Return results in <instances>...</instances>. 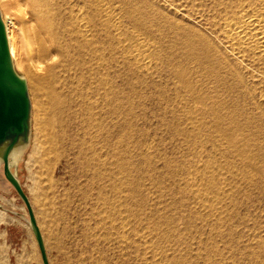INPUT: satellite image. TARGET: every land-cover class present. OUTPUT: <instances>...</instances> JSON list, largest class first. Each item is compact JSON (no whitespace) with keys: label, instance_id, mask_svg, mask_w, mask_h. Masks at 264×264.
<instances>
[{"label":"rangeland","instance_id":"1","mask_svg":"<svg viewBox=\"0 0 264 264\" xmlns=\"http://www.w3.org/2000/svg\"><path fill=\"white\" fill-rule=\"evenodd\" d=\"M148 1L152 3L151 8L137 5L135 10L139 16L148 13L154 17L150 18L154 21L148 19L149 23H145L151 29L143 26L148 31L149 36L146 29L143 30L148 37L153 35L159 42L160 38H172V35L181 38L187 36L188 32L199 30L192 20L195 16L191 18L188 13L191 11L188 0ZM210 1L206 0L209 4H204L209 7L213 0ZM12 2L13 6L14 3L19 5L14 10L6 4L0 5V11L3 13L4 9L9 14H17L18 22L24 21L27 18L23 13L27 11L24 10V1ZM178 5H182V11ZM202 12L201 22L205 23L203 19L207 18L209 11L205 9ZM171 19L179 22L172 24ZM124 22L128 31L136 30L127 15ZM181 22L186 23V27H182ZM169 27L172 30L176 28L171 36ZM184 28L190 29L185 31ZM24 32L27 36L26 29ZM12 62L16 72L26 79L31 103L29 143L12 169L24 192L29 195L41 224L49 264H138L120 238L121 232L132 229L134 225L185 234L184 241H189L193 253L197 251L196 243L201 240L206 253L210 255L208 258L205 254L201 260L205 259L209 264H260L254 261L252 252L260 237L264 240V232H260L261 228L264 230V190L263 182L259 181L261 172L264 180V162L258 157L256 161L262 162L261 167H247L227 142V138L241 135L243 140L248 138L253 153L259 149L257 141L260 138L264 143V100L258 98V85L252 96L243 94L241 88L223 92L226 101L234 106L231 115L216 123L226 136L211 129L209 124L212 120L203 117L208 125L197 138L196 144H203L201 149L192 145L195 136L191 137L189 132L179 134L181 129H187L185 116L176 109L177 101L181 100L188 109L193 103L167 66H162L155 73L157 77L150 75L153 80L143 77L138 83L135 78L130 79L135 76L127 69L112 66L109 75L108 71L106 75L113 91L119 93V104L110 103L108 92L96 84L95 77L100 76L98 73L86 66L82 68L85 69L82 77L72 71L64 89L67 106L60 113L58 109L57 112L50 108L48 99L28 81L26 68L16 66L13 59ZM240 67L244 80H251L250 74H255L244 65L243 70L242 64ZM129 82L150 84L151 87L142 90L141 96L132 98V108L124 107L121 103L129 91ZM118 105L128 113L114 112ZM40 110L46 114L45 129L36 118ZM231 123L240 125L239 133ZM208 128L209 133L206 132ZM196 161L211 166L222 164L223 168H227V189L231 188L234 192L233 195L230 193L231 198L228 199L229 206L232 204L231 210L225 213L222 224L221 220L218 223L201 220L197 202L194 203L189 190L184 191V188L182 191L180 188L187 178L189 162ZM256 169L261 172L257 173ZM236 171L240 175H236ZM228 172L230 177L227 176ZM218 181V186H221L223 177ZM34 189L42 194L38 200L28 193ZM193 210L198 211V215ZM26 218L24 204L0 172V264H41ZM125 222L130 223L129 227L126 225L123 228L122 223ZM218 233L220 235H216Z\"/></svg>","mask_w":264,"mask_h":264},{"label":"bare ground","instance_id":"2","mask_svg":"<svg viewBox=\"0 0 264 264\" xmlns=\"http://www.w3.org/2000/svg\"><path fill=\"white\" fill-rule=\"evenodd\" d=\"M23 1L24 10L27 9V11H22L24 16L27 15L24 21L18 22L17 14H9L4 9L3 13L0 11L5 26L11 61L13 59L16 66L26 68L28 81L33 84L37 92L48 99L49 107L58 109L60 113L67 106L64 89L67 86V79L69 80V73L76 71L82 77L85 73V69H82L85 68L84 66L100 75L95 77L96 84L99 85V88L103 87L108 92L107 97L110 99V103L117 102L118 104L119 93L117 90L113 91L111 82L106 75L107 71L109 75L112 66L122 67L127 69L128 72L130 71L135 76L130 79L135 78L137 83L143 77L152 79L153 76L151 78L150 75L157 74L162 66L169 67L178 79L180 86L187 92L186 94L191 99L190 102L193 103V106L188 109L181 100L177 101L176 109L183 117L185 116L187 129L186 131L181 129L179 134L185 132L188 134L189 132L191 137L195 136L196 140H193L192 145L194 144L201 149L203 144L197 145V138L208 125L204 122L203 117L206 116L212 120V123L209 124L211 129L216 130L220 135L226 136L223 129L216 124L231 115L234 108L223 96L224 91L241 88L243 94L246 96L251 94L252 96L255 86L258 85L260 87L258 98L262 97L264 100V0H211L212 2L208 0L211 2L209 7L204 4L206 0H195V2L191 0L193 3L188 0L191 3V5L189 4L191 11L189 10L188 13L191 18L195 16L192 20L199 30L188 32L187 36L181 38L180 36L177 37L178 33L177 38H174L172 31L176 28L172 30L169 27L172 38H160L159 42L157 38L155 40L153 35L154 38L152 36L148 37L147 29L149 25L145 26L148 19L151 22L152 19L150 18H154L153 15L151 17L150 14L146 13V16H139L135 13L137 5L151 8L150 4L152 3L148 0ZM4 4L13 10L14 7L16 8L19 5V3H14L13 6L12 0H0V5ZM178 7L180 9L182 5H178ZM205 9H208L209 13L206 16L207 18L203 19L205 20L204 23L201 20L202 11ZM180 10L182 11V9ZM204 13L206 14L205 11ZM126 15L131 18V24L136 29L135 31H128L125 28L124 19ZM178 22L176 20L173 22L171 19L172 24ZM153 25L152 27H154ZM182 27H186V23ZM149 28L151 29V27ZM25 29L28 32L27 36L24 32ZM155 29L157 30L156 27ZM184 29L181 30L184 31ZM186 29L185 31H188L190 28ZM143 30L147 31L148 36ZM207 30H209L208 33ZM207 34H210V36ZM174 47L178 52H174ZM29 55H32L31 59ZM241 64L243 70L244 65L255 74H250L251 80H244L240 69ZM92 74H90V77L93 76ZM156 74L155 77H157ZM145 81L148 83V80ZM128 87L129 91L125 99L123 97L124 100L121 101L123 106L128 108L134 106L133 97L141 96L142 90L151 88L150 84L137 85L134 82H129ZM145 97L147 98V96ZM241 99H243L242 96ZM113 110L123 115L128 113L122 111L119 105L115 106ZM130 115H133V111ZM45 116V112L43 113L41 110L36 116L44 129L46 127ZM230 125L234 126L237 133L240 132V125L236 123ZM131 127L133 128V126ZM172 128L174 129V125ZM226 128L228 129L227 125ZM176 131L178 132V129ZM206 132L209 133V128L206 129ZM187 136L189 137V135ZM242 137L237 134V136L227 138L229 148H233L234 153L241 158L240 160L247 167H261L260 164L264 162V143L261 142V138L257 141L259 143L258 151L253 153L250 150L248 138L243 140ZM258 157L262 158V162L256 161ZM15 159L17 161L21 159L20 155H16ZM189 165V170L186 173L187 178L184 184L182 183L184 187L181 186L180 188L182 191L184 188V191L189 190L194 200L191 197L188 198H191L194 203L197 202L199 213L202 216H199V218H202L201 220L206 222L217 221L216 223L221 220L222 224L225 213L231 210L232 204L229 206L228 199L231 198L229 197L230 193L233 195L234 192L231 191V188L227 189L229 186L228 181L226 182L228 179L225 177L227 168H223L222 164H220L221 166H211V164L201 161L189 162ZM256 171L257 173L261 172L259 169H256ZM236 175L240 174L237 173ZM227 176L230 177V174ZM220 177H223L224 182L221 186H218L217 183ZM259 181L260 183L263 182L262 189L264 190L262 172ZM135 192L137 191L135 190ZM123 198L125 199V197ZM127 209L126 207V211H128ZM196 210H193V212L197 214L198 211L196 212ZM125 223H122L123 228L126 225L129 227L130 223ZM136 223L138 222L136 221ZM260 232H264V230L261 228ZM184 235L174 234V232H161L156 228L144 229L134 225L132 229L121 232L120 238L138 264H209L205 259L201 260L205 254L206 257L210 258V255L206 253L207 250L202 246V241L199 240L196 243L197 251L193 253L190 244H188L189 241H184ZM261 238L258 240L254 252H252V258L257 263L264 264V240ZM185 240L187 239L185 238ZM180 250L181 252H179Z\"/></svg>","mask_w":264,"mask_h":264},{"label":"water","instance_id":"3","mask_svg":"<svg viewBox=\"0 0 264 264\" xmlns=\"http://www.w3.org/2000/svg\"><path fill=\"white\" fill-rule=\"evenodd\" d=\"M30 116L27 83L13 67L0 15V172L25 206L27 225L36 243L41 264H49L33 210L16 172L12 169L17 162L16 155H21L29 143Z\"/></svg>","mask_w":264,"mask_h":264},{"label":"crops","instance_id":"4","mask_svg":"<svg viewBox=\"0 0 264 264\" xmlns=\"http://www.w3.org/2000/svg\"><path fill=\"white\" fill-rule=\"evenodd\" d=\"M25 193H26V192H25ZM28 193H29L30 195H32L31 198L34 197V198H36L37 200L39 199L40 195L42 196V194H40V192H39L37 189H34V191H33L32 193L28 191ZM26 195L28 196V199H29V195H28L27 193H26ZM29 202H30V205H31V207H32V204H31L30 199H29ZM32 210H33L34 216H35V218H36V222H37V224H38V227H39V229H40V232H41L42 237H43V240H44V234L42 233L41 224H40L39 220L37 219V216L35 215V211H34L33 207H32ZM44 242H45V240H44Z\"/></svg>","mask_w":264,"mask_h":264}]
</instances>
